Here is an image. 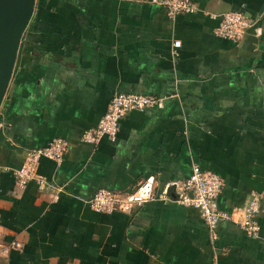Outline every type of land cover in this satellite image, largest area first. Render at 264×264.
<instances>
[{"label": "crops", "instance_id": "obj_1", "mask_svg": "<svg viewBox=\"0 0 264 264\" xmlns=\"http://www.w3.org/2000/svg\"><path fill=\"white\" fill-rule=\"evenodd\" d=\"M193 2L198 12L171 19L149 0H36L0 109V264H264V0ZM230 11L253 20L238 43L214 33ZM117 93L165 104L128 112L115 142L83 143ZM57 138L69 142L62 165L38 169L51 188L18 187L26 153ZM194 164L223 179L226 213L261 194L258 238L224 220L212 240L175 202L131 214L88 205L150 176L162 192Z\"/></svg>", "mask_w": 264, "mask_h": 264}, {"label": "built area", "instance_id": "obj_2", "mask_svg": "<svg viewBox=\"0 0 264 264\" xmlns=\"http://www.w3.org/2000/svg\"><path fill=\"white\" fill-rule=\"evenodd\" d=\"M149 2L165 9L171 19L199 11L193 0H149ZM218 18L220 21L214 31L215 35L234 43L240 42L253 26L251 18L237 11L225 12ZM180 46V41L174 42V48ZM164 104V98L153 95L117 93L112 97L107 112L100 119L98 125L85 131L81 140L92 146L98 145L104 138L115 142L120 132L121 121L128 112L161 109ZM3 129L4 122L0 120V132H3ZM68 152L69 142L63 138L54 139L44 147L29 150L22 166L13 170L17 186L25 188L29 183L36 182L41 191L51 188L38 173L41 160L48 159L57 166H61ZM6 170L7 168L0 165V172ZM223 187L224 181L218 174L194 164L189 178L166 184L162 192L156 191L155 177L150 176L129 192L98 190L88 201V205L99 214H131L149 202H175L185 207L194 208L200 213L212 240L217 239V227L224 220L234 221L247 236L258 238L261 230L258 220L261 213V194L251 192L247 206L234 214H229L222 211L219 206Z\"/></svg>", "mask_w": 264, "mask_h": 264}, {"label": "water", "instance_id": "obj_3", "mask_svg": "<svg viewBox=\"0 0 264 264\" xmlns=\"http://www.w3.org/2000/svg\"><path fill=\"white\" fill-rule=\"evenodd\" d=\"M36 0H0V109L8 92Z\"/></svg>", "mask_w": 264, "mask_h": 264}]
</instances>
